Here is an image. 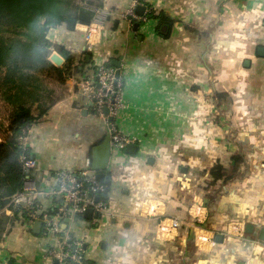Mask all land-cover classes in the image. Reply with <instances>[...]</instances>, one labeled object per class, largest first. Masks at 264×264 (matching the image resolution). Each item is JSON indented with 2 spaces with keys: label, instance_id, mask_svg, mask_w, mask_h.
Here are the masks:
<instances>
[{
  "label": "crops",
  "instance_id": "crops-1",
  "mask_svg": "<svg viewBox=\"0 0 264 264\" xmlns=\"http://www.w3.org/2000/svg\"><path fill=\"white\" fill-rule=\"evenodd\" d=\"M102 1L104 27L91 50L84 42L87 25L49 31L52 44L91 64L57 87L61 97L31 126L27 146L39 165L38 182L50 171L91 170L92 150L105 139L107 126L78 83L91 78L94 67L113 68L120 61L127 74L114 121L123 136L135 139L129 145L136 154L111 148L105 216L94 225L82 216L62 229L83 241L86 264H264V0ZM137 6L146 8L145 15L152 11L173 20L168 39L157 34V20L134 17ZM227 103L230 125L224 126L220 107ZM2 108L6 129L10 108L0 99ZM235 156L243 159L238 174L211 184L210 169L216 163L230 169ZM194 203L204 207L213 232L241 223L246 238L215 233L212 247H194L188 216ZM150 206L155 213L148 217ZM80 219L86 224L77 226ZM163 219L183 227L163 238ZM34 222L8 229L0 264H47L44 253L54 240L34 235Z\"/></svg>",
  "mask_w": 264,
  "mask_h": 264
},
{
  "label": "trees",
  "instance_id": "trees-1",
  "mask_svg": "<svg viewBox=\"0 0 264 264\" xmlns=\"http://www.w3.org/2000/svg\"><path fill=\"white\" fill-rule=\"evenodd\" d=\"M102 8V0H0V99L10 108L7 128L0 125V242L16 222H30L24 210L11 204L25 177L21 162L25 151L18 138L58 101L54 87H63L91 64L85 59L76 62L70 52L50 42L48 33L60 26L74 31L77 25H89L95 17L93 9ZM144 18L157 20V34L169 38L172 19L152 11ZM53 52L64 60L61 66L50 61ZM232 160L230 169L219 163L210 169L211 184L233 179L243 159L235 156ZM6 210L12 211L11 218Z\"/></svg>",
  "mask_w": 264,
  "mask_h": 264
},
{
  "label": "built area",
  "instance_id": "built-area-1",
  "mask_svg": "<svg viewBox=\"0 0 264 264\" xmlns=\"http://www.w3.org/2000/svg\"><path fill=\"white\" fill-rule=\"evenodd\" d=\"M94 20L87 25L84 33V42L87 48H91L100 37L105 15L101 10L93 9ZM133 16L132 12L128 13ZM127 68L121 65L119 78H115V69L99 65L96 67L91 78L80 82L81 94L91 104L94 115L102 118L108 127L111 140V148L122 152L127 145L134 142L131 138L123 136L115 125V118L123 107L124 75ZM108 109V115L104 110ZM30 128L24 130L18 138L19 147L25 153L21 156V162L25 172L24 184L21 192L13 197L11 204L14 208H21L30 218V222L39 221L43 238L53 239L44 253V261L47 264H86V249L83 241L74 238L62 229L67 222H74L81 218L84 213L91 211L92 225L105 216L107 203L104 199L106 185L100 183L90 169H82L75 172L50 171L47 172L40 182L36 181V173L39 165L32 152L27 146V137ZM12 216L11 210H6ZM148 217L154 215L153 207L145 210ZM21 214V213H20ZM19 214V215H20ZM189 216L192 218L191 227L194 232L193 243L201 249L205 246L214 245L215 234L204 233L196 224H203L206 219L204 207L194 203ZM183 227L178 220L163 219L158 223V233L163 238L175 236ZM197 232L203 233L197 235ZM223 236H242L244 229L240 224L227 225L223 230ZM206 234V235H205ZM210 235V236H209Z\"/></svg>",
  "mask_w": 264,
  "mask_h": 264
},
{
  "label": "water",
  "instance_id": "water-1",
  "mask_svg": "<svg viewBox=\"0 0 264 264\" xmlns=\"http://www.w3.org/2000/svg\"><path fill=\"white\" fill-rule=\"evenodd\" d=\"M145 10H146L145 7L137 6L134 9V17L140 18V20H141L143 18V16L145 15ZM128 20L134 21L133 17H129ZM140 20H138L134 24L133 32H137V29L139 28ZM261 51H264V50L260 49L259 53H261ZM50 61L53 64H55L56 66H60L62 63V60L55 54L51 55ZM87 62H89V58H87ZM111 66H113V68H115V78L118 79L119 75H120L121 62L120 61L112 62ZM106 67H109V64ZM104 114L108 115V109L104 110ZM125 152L127 154H130V155H135L136 154V146L132 145V144L127 145ZM92 153H93V159H92V163H91V171L93 173H95L96 179L100 183L107 185L109 177H110V169L108 167V163H109V159L111 156V140H110L109 133L106 134L105 139L103 140V142L99 146L93 148ZM106 190H107V188H106ZM83 218L86 220H90L91 219V211H87L86 213H84ZM41 226L42 225L40 222H34V224L32 226V232L34 235L40 234ZM247 231H250V226L247 227ZM261 233L264 234V229L262 230ZM221 237H222L221 235H218L216 238V241L219 242L222 239Z\"/></svg>",
  "mask_w": 264,
  "mask_h": 264
},
{
  "label": "rangeland",
  "instance_id": "rangeland-1",
  "mask_svg": "<svg viewBox=\"0 0 264 264\" xmlns=\"http://www.w3.org/2000/svg\"><path fill=\"white\" fill-rule=\"evenodd\" d=\"M54 53V52H53ZM52 53V54H53ZM74 59H75V57H73ZM83 60V59H82ZM75 61H76V59H75ZM78 61H81V59L80 60H78ZM55 65V64H54ZM126 75V74H125ZM78 87H79V91L81 92V88H80V84L78 83ZM56 90H55V92H56V98L57 99H59L60 97H61V92L60 91H58V89H60V88H57V86H55L54 87ZM61 91H62V89H61ZM79 101L80 102H82V99L80 98L79 99ZM222 105L224 106V108H222ZM221 105V114H220V116H221V120H222V124H224V126H229L230 125V123H229V112H228V103H227V105L226 104H222ZM4 114H6V112H4V109L2 108V109H0V116L1 115H4ZM100 120V119H99ZM100 122L102 123V124H104L103 123V120H100ZM3 124V123H2ZM105 129V131H106V134H108V127H105L104 128ZM117 130H118V128H117ZM133 141H135V139L134 138H131ZM226 143H227V140H226ZM225 146H227V144H225ZM238 174V173H237ZM43 175H42V173H40L39 174V178L40 177H42ZM36 179H38V178H36ZM216 190L212 193V195L211 196H209L208 198H207V202H208V206H211L212 205V202L214 201V197H215V195H216ZM192 206V205H191ZM191 206L189 207V210H190V208H191ZM189 216V215H188ZM11 218V217H10ZM190 218V217H189ZM17 223V222H16ZM15 223V224H16ZM83 224H86V222L85 221H83L82 219H80L78 222H77V226H79V225H83ZM235 224H240L242 227H243V229H244V233H242V236H233L234 238H240V239H245L246 238V233H245V225L244 224H241V223H235V222H233V223H230V224H228V225H230V226H232V225H235ZM14 227H16V225H13V228ZM196 227H200L201 229H202V231H204V233L205 232H209L208 234H212V232H213V230H211L210 228H209V225H207V222H204L203 224H199V226L196 224ZM69 228H71L70 227V224H69ZM225 228L227 229V225L225 226ZM225 228H223V230H225ZM223 230H222V228L221 229H215L214 230V234L215 233H219V234H223L224 232H223ZM198 234L197 235H202L203 233H201V232H197ZM206 235V234H205ZM231 237V236H230ZM194 239V234H192V240ZM44 242H45V240H43ZM193 245H194V243H193ZM194 247H196L195 245H194Z\"/></svg>",
  "mask_w": 264,
  "mask_h": 264
}]
</instances>
